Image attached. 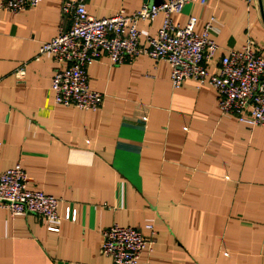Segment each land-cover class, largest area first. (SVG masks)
I'll return each instance as SVG.
<instances>
[{
  "label": "crops",
  "instance_id": "0c3cea01",
  "mask_svg": "<svg viewBox=\"0 0 264 264\" xmlns=\"http://www.w3.org/2000/svg\"><path fill=\"white\" fill-rule=\"evenodd\" d=\"M65 1L14 14L0 0V176L21 164L31 190L61 200L62 219L12 216L0 205V264H112L101 252L104 231L149 236L148 224L156 235L139 264H264V127L222 113L208 85L190 79L174 89L169 63L145 55L115 66L103 56L89 67L100 110L57 105L59 65L40 49L70 27ZM152 4L88 0L87 10L103 19ZM192 18L197 34L213 23L220 49L211 72L248 39L264 55V0H207L173 15L181 27ZM163 20L139 22L143 45ZM69 208L76 221L65 219Z\"/></svg>",
  "mask_w": 264,
  "mask_h": 264
},
{
  "label": "built area",
  "instance_id": "2783aa9c",
  "mask_svg": "<svg viewBox=\"0 0 264 264\" xmlns=\"http://www.w3.org/2000/svg\"><path fill=\"white\" fill-rule=\"evenodd\" d=\"M149 8L127 16L120 11L113 17L98 19L88 13V0H66L62 16L70 27H60L58 34L40 49V56L51 55L59 65L53 79L52 91L57 105L84 111H98L103 94L90 88L89 67L105 56L112 66L132 64L142 56L166 61L171 66V84L180 89L187 80L199 86L208 85L219 96V108L234 115L249 127H264V55L254 39H248L240 49L229 51L220 61L218 70L209 69L220 46L212 39L210 21L202 34H197L196 18L181 27L173 20L189 3L207 0H157ZM42 0H2L3 9L18 14L35 8ZM164 15L163 25L156 37L141 42L140 21L155 22ZM19 75L22 71H19ZM61 200L30 189V179L21 164L0 176V205L12 216L32 214L59 224ZM66 220L76 221L77 211L68 209ZM142 231L113 225L104 231L101 252L112 264H139L141 255L156 235L152 224ZM60 232L58 226H51Z\"/></svg>",
  "mask_w": 264,
  "mask_h": 264
},
{
  "label": "water",
  "instance_id": "95a60500",
  "mask_svg": "<svg viewBox=\"0 0 264 264\" xmlns=\"http://www.w3.org/2000/svg\"><path fill=\"white\" fill-rule=\"evenodd\" d=\"M160 3H161V1H160V0H157V1H156V4H160Z\"/></svg>",
  "mask_w": 264,
  "mask_h": 264
}]
</instances>
